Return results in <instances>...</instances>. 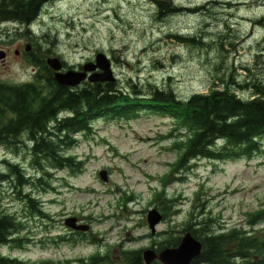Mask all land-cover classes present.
Instances as JSON below:
<instances>
[{"label": "rangeland", "instance_id": "374dc122", "mask_svg": "<svg viewBox=\"0 0 264 264\" xmlns=\"http://www.w3.org/2000/svg\"><path fill=\"white\" fill-rule=\"evenodd\" d=\"M154 1L49 0L30 27L1 24L0 50L8 54L0 61V82L20 85L38 72L43 75L24 58L27 44L44 62L59 58L64 70H79L103 53L120 87L169 88L180 99L206 93L216 74L230 76L229 89L244 97L251 95L252 85L264 82V0H167L178 9L167 16ZM169 36L205 37V46ZM174 127L169 116L152 112L129 122L96 121L90 135L76 136L69 150L82 163L81 172L52 170L42 187L36 179L43 175L25 146L13 152L0 147V170L6 160L24 174L20 188L11 182L1 188L0 211L17 219L20 232L19 247L0 246V256L19 264H64L98 254L103 264H119L124 251L142 252L166 237L181 238L184 223L201 204L216 230L247 229L252 214L264 208V145L250 159L198 160L180 170ZM33 195L47 218L30 212L27 199ZM162 195L181 199L182 206L177 214L169 210L151 234L146 215L152 209L163 214ZM64 215L88 229L58 246L57 237L67 235ZM255 229L263 231L264 222Z\"/></svg>", "mask_w": 264, "mask_h": 264}, {"label": "trees", "instance_id": "16d2710c", "mask_svg": "<svg viewBox=\"0 0 264 264\" xmlns=\"http://www.w3.org/2000/svg\"><path fill=\"white\" fill-rule=\"evenodd\" d=\"M42 4L43 0H0V25L9 22L30 27L40 16ZM154 4L163 16L178 10L171 1L156 0ZM261 21L263 24L264 18ZM170 38L198 46H203L202 39H205ZM43 52L48 53V50ZM24 58L43 75L38 72L32 82L20 85L0 82V147L13 152L25 146L31 164L43 175L36 179L41 187L45 184L44 175L49 176L52 170H69L73 175L81 172L82 163L70 155L69 150L75 145L76 136L90 135L96 121L129 122L146 112L166 115L173 120L174 131L178 132L173 147L178 152L176 166L180 170L192 168L190 162L198 160L224 163L250 159L262 151L264 82L252 85L251 95L244 97L229 89L230 76L216 74L206 93H194L186 99L178 98L169 88L149 86L148 90H142L131 86L127 90L117 81L85 82L68 88L55 82L43 58H36L31 51ZM2 164L5 167L0 170V192L5 183L11 182L20 188L24 183L22 170L6 160ZM199 195L195 194V200ZM162 196L163 219L171 209L177 214L182 200ZM30 197L27 199L30 212L44 217L36 199L39 196ZM206 208L201 204L197 211L193 210L180 231H190L202 243L200 256L191 264H236L237 261L264 264V230L255 229L264 222V208L252 214L247 229L226 231L215 229ZM19 232L17 219L7 211H0V246L14 244L19 247ZM179 240L180 237L172 235L151 248L158 252L177 246ZM0 264L19 263L0 257ZM119 264H143L141 251H124Z\"/></svg>", "mask_w": 264, "mask_h": 264}, {"label": "water", "instance_id": "95a60500", "mask_svg": "<svg viewBox=\"0 0 264 264\" xmlns=\"http://www.w3.org/2000/svg\"><path fill=\"white\" fill-rule=\"evenodd\" d=\"M31 46L27 44L25 52H29ZM17 54V52H16ZM6 54L0 50V61H3ZM46 66L52 70L55 82L58 85L73 88L87 81L90 83H112L114 77L111 62L103 53H97L94 60L81 66V70H64L62 61L57 57H47ZM99 177L102 181L107 180L106 171H101ZM162 220V214L156 209L149 210L146 215V222L151 231L155 233V227ZM65 225L71 229L86 231L88 226L76 225L75 218H67ZM202 251V243L196 239L190 231L183 234L179 243L175 247H167L158 252L153 249H145L142 254L144 264H152L157 261L160 264H191L198 258Z\"/></svg>", "mask_w": 264, "mask_h": 264}, {"label": "flooded vegetation", "instance_id": "af4514ba", "mask_svg": "<svg viewBox=\"0 0 264 264\" xmlns=\"http://www.w3.org/2000/svg\"><path fill=\"white\" fill-rule=\"evenodd\" d=\"M48 1L49 0H43V3H46ZM253 23L257 24V22H253ZM5 54H6V57H7L8 53L5 52ZM64 216H66L67 218H75V217L67 216V215H64ZM66 217L64 218L65 220L67 219ZM41 218H42L41 220H43L44 218H47V217L45 215L44 217H41ZM48 219H49V222L52 223V218H48ZM75 219H76V225H80L81 224V220H79L78 218H75ZM65 220H64V222H65ZM63 225H64V229L67 231V235L66 236H58L57 237L58 240H59L58 246L61 245L62 243H65L66 239H69L70 236L83 237L86 234V231L82 232V231H79V230L68 228V227H66V225L64 223H63ZM52 227H54V225ZM82 241H83V239H81L79 241V243H81ZM0 257H2V256H0ZM2 258H4V257H2ZM103 260H104V257L99 256L98 254H95V255L91 256L89 258V260H83L82 258H79V259H76L74 261H66L65 260L63 263L64 264H103ZM47 264H56V263L55 262H50V263H47ZM58 264H61V262H58Z\"/></svg>", "mask_w": 264, "mask_h": 264}, {"label": "bare ground", "instance_id": "6f19581e", "mask_svg": "<svg viewBox=\"0 0 264 264\" xmlns=\"http://www.w3.org/2000/svg\"><path fill=\"white\" fill-rule=\"evenodd\" d=\"M116 79V78H115ZM117 81V79L114 81V82H116Z\"/></svg>", "mask_w": 264, "mask_h": 264}]
</instances>
